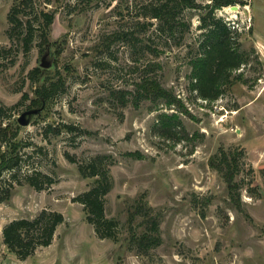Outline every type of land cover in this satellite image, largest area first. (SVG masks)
<instances>
[{"label": "rangeland", "instance_id": "obj_1", "mask_svg": "<svg viewBox=\"0 0 264 264\" xmlns=\"http://www.w3.org/2000/svg\"><path fill=\"white\" fill-rule=\"evenodd\" d=\"M13 1L0 0V44L11 47L0 54V124L21 126L19 176L38 170L53 182L36 189L23 180L0 202V264H264V0L214 12L244 56L215 100L200 97L191 76V58L204 51L201 24L211 0H196L200 8L183 9L173 29L162 31L146 7L162 0H35L36 11L55 14L46 51L37 37L28 50L9 37ZM36 67L65 81L42 106L31 104L29 72ZM151 76L180 108L134 99L136 83ZM29 109L38 111L20 124ZM162 112L178 120L165 126ZM219 149L239 159L238 201L210 165ZM101 154L112 157L105 211L118 222L116 240L98 237L75 200L96 179L83 176L79 164ZM42 209L64 220L50 245L20 259L2 229ZM148 213L158 218L161 240L143 251L131 238L147 230Z\"/></svg>", "mask_w": 264, "mask_h": 264}, {"label": "trees", "instance_id": "obj_2", "mask_svg": "<svg viewBox=\"0 0 264 264\" xmlns=\"http://www.w3.org/2000/svg\"><path fill=\"white\" fill-rule=\"evenodd\" d=\"M35 0H14L8 12L10 38H20L25 50H28L35 37L39 38L41 51H46L49 45L48 31L55 14L52 11L34 8ZM238 0H211L206 5L207 11L202 17L201 41L203 54L191 58V76L194 78L192 88L206 100H215L221 93L222 86L231 83L230 73L242 64L244 56L236 49L230 37L228 27L221 23L215 16L217 8L232 5ZM243 2V1H242ZM202 5L196 0H162L156 4L146 5L147 14L159 21L158 30H171L178 22V14L185 8H200ZM28 9H31V12ZM38 25H35V22ZM37 32V33H36ZM125 34V33H124ZM11 47L0 44V54L7 53ZM13 62V60L11 61ZM29 77L34 83V98L31 104L42 106L47 100L60 92L65 81L59 77L53 79L48 69L36 67L29 72ZM123 93V91H119ZM25 97L27 94L24 95ZM149 99L152 102L164 101L167 106L175 105L180 108L181 100L169 89L162 86L156 77H144L136 83L134 99ZM165 126H171L178 120L177 113L162 112L159 115ZM63 127L72 130L70 124ZM21 126L14 121L0 124V202L10 198L13 188L22 181L28 182L36 189H43L52 184L53 179L41 171L33 170L21 177L18 172L24 162L22 143L18 139ZM135 156L137 152L127 153ZM71 161L75 159L66 153ZM112 157L110 155H96L79 164V171L83 176H95V182L87 190L80 193L75 200L83 205L86 219L94 227L100 238L116 240L118 222L106 215V194L111 190L113 179L110 172ZM210 165L221 172L227 182L231 197L240 200V185L235 177L239 172L240 163L237 155H231L224 149L214 154ZM6 173L9 175L6 176ZM144 206L136 209L141 213ZM135 212V213H136ZM64 220L61 212L42 209L36 216L15 218L6 223L2 229L3 242L11 252L20 259L33 255L37 248L48 246L52 243L56 229ZM147 230L142 233H132L131 242L138 250L146 251L160 243L159 222L155 216L145 217Z\"/></svg>", "mask_w": 264, "mask_h": 264}, {"label": "water", "instance_id": "obj_3", "mask_svg": "<svg viewBox=\"0 0 264 264\" xmlns=\"http://www.w3.org/2000/svg\"><path fill=\"white\" fill-rule=\"evenodd\" d=\"M232 9H237V6L236 5H232L231 6ZM43 66H48V64H42ZM38 111V109H29V110H26L24 111L21 116L18 118V121L20 124H26L28 121L24 119V117L27 115V114H31V113H36Z\"/></svg>", "mask_w": 264, "mask_h": 264}]
</instances>
